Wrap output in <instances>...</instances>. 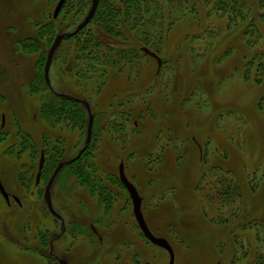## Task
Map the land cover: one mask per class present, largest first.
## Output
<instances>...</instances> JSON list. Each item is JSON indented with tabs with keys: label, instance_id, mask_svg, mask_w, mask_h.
<instances>
[{
	"label": "rangeland",
	"instance_id": "obj_1",
	"mask_svg": "<svg viewBox=\"0 0 264 264\" xmlns=\"http://www.w3.org/2000/svg\"><path fill=\"white\" fill-rule=\"evenodd\" d=\"M56 1L0 0V178L10 196L0 191V264H169L168 251L136 221L118 174L122 160L150 229L173 246L174 264H264V0H232L228 8L158 0L143 28L117 35L95 17L99 49L124 56V69L101 82L88 73L77 81L75 39L66 35L48 83L46 50L76 23L52 18ZM49 88L90 104L93 151L108 186L65 168L51 188L61 218L45 201L46 179L34 185L40 152L64 139L58 159L70 158L87 134L85 122L46 120Z\"/></svg>",
	"mask_w": 264,
	"mask_h": 264
},
{
	"label": "trees",
	"instance_id": "obj_2",
	"mask_svg": "<svg viewBox=\"0 0 264 264\" xmlns=\"http://www.w3.org/2000/svg\"><path fill=\"white\" fill-rule=\"evenodd\" d=\"M58 1L59 0L55 2V6ZM92 1L93 0H66L57 17L54 16V12H53L51 16L54 20L62 16V24L60 26L65 25L64 27H68L71 24H67V23L65 24V22L70 20L71 23H74L76 21L73 29L62 31L59 34L68 35V33L74 31L77 25L84 19L85 15L89 10L87 8L89 4L91 6ZM218 1L220 2V4H222L224 8H228L231 5L232 6L234 5L231 4L234 3L232 0H218ZM156 3H158V0H152V1L151 0H99L97 10L91 21L85 27H83L79 32H77L72 36H68L67 38V39H71V38L75 39L74 51L76 58L75 59L76 69L74 70V72L76 74L77 81H80L83 78V76L86 77L87 76L86 74L88 73L89 76L93 75V77H98L99 82H101L100 80L103 81L105 80L104 78L107 79L110 76L119 73V71H122L125 66L124 61L122 60L124 59V56L116 57L113 56L112 53L106 50L99 49V43H101V38H100V34L98 33L100 29L98 28L107 30L112 35H117L118 33L123 34L124 33L123 27H128L129 25L133 28L135 27L134 29L136 30L143 28L144 24H146L147 21L149 22L151 17L153 16L155 12ZM148 8L150 9V13L146 15L145 11ZM69 13L72 14L69 15ZM79 14L81 17L79 16L80 18L78 17L77 19H74V17H77ZM95 17H99L100 19V20L98 19L100 21V24L96 25L98 28L95 27V25H93L94 28H92L91 26ZM159 18H161V16ZM84 32H87V34L83 36ZM82 37L84 38L80 39ZM52 43L53 41L50 42V45L48 46V50H46L47 54L49 51V47L51 46ZM109 44H111L110 47L116 46V49L117 48L119 49L117 45H114L115 42L113 43L112 41V43ZM143 47H148V46L143 45ZM141 48L142 47H140V49ZM113 65H116L117 67ZM114 67L116 70H113ZM96 74L98 75L94 76ZM44 78H45V73H44ZM45 85L48 86L47 83ZM44 88L45 87L43 83H41L40 85H38L37 91L43 90ZM50 91L52 93L50 94V96L48 93L47 99L45 100V103L42 104V108H41L42 111L46 114L45 115L46 120L53 124L66 123L67 125L70 124H73L75 126L79 125L78 127L80 128L83 127L82 126L83 122H85L84 133L86 135L88 129V122H89V113L83 103V100L75 96H66V95L58 94L52 89ZM96 116H95V121H96ZM94 137L95 136L93 132L92 139L90 140L89 144H86L84 138V142H82V145L80 146L76 154L70 158L58 159L61 156V152L63 151L64 139L60 143L49 144L51 145L50 148L44 147L40 152V157L42 152L45 153V162L41 173V182L43 181V179H46V182H48V180L52 176L49 175L48 178L45 177L44 173L46 167L48 170H50L53 166L51 173L53 174L58 164L63 162L64 165L59 171V173H61L65 168L71 166L81 180L85 182L89 181L93 183V187L99 184L97 183L98 180L101 181L104 187H108L105 184V180L103 179L101 174L102 171L100 165L97 162L98 155L97 153H95V151H93V148L96 147V144L94 146ZM81 149H83V152L80 155H78ZM49 151L51 152V154L49 153ZM50 155L53 157V160H50ZM38 165H37L36 175L38 172ZM59 173L57 174V176L59 175ZM34 185H37L36 179L34 180Z\"/></svg>",
	"mask_w": 264,
	"mask_h": 264
},
{
	"label": "water",
	"instance_id": "obj_3",
	"mask_svg": "<svg viewBox=\"0 0 264 264\" xmlns=\"http://www.w3.org/2000/svg\"><path fill=\"white\" fill-rule=\"evenodd\" d=\"M66 0H59L55 6L54 9V16L57 17L61 8L63 7L64 3ZM99 4V0H93L92 4L87 12V14L85 15L84 19L77 25L76 29L70 33H68V36H72L74 34H76L77 32H79L83 27H85L90 20L92 19V17L94 16L97 7ZM65 34H58L49 51L47 54V59H46V65H45V77H46V81L48 83H50V67L55 55V52L57 51L58 47L60 46L62 40L65 38ZM142 50L144 51V53H147L148 55L154 57L157 59L159 66L162 65V58L155 53L154 51H152L151 49H149L148 47H142ZM86 108L88 110H90V104L88 103V101H83ZM93 124H94V115L92 113L89 114V122H88V133H87V138H86V144H88L91 140V136H92V129H93ZM83 152V149H81V151L79 152L78 155H80ZM44 162H45V153L42 152L40 160H39V165H38V172L36 175V182L39 183L41 180V173H42V169L44 166ZM64 163L61 162L58 164V166L55 168L49 182L48 185L45 187V191H44V198L45 201L48 205V208L50 210V212L55 215V216H59V214L56 212V210L53 207V202H52V195H51V188H52V184L57 176V174L59 173V171L61 170V168L63 167ZM119 176L120 179L122 181V183L125 185V187L128 189L131 200H132V205H133V212L136 218V221L139 225V227L141 228L142 232L144 233L145 237L153 244L164 248L165 250L168 251L169 255H170V261L169 264H174L175 262V251L173 246L171 245V243L169 242V240L164 237V236H159V235H155L152 230L150 229L145 215L142 211V201L143 198L140 195L136 185L128 178V176L126 175L125 172V166H124V162L121 161L120 165H119ZM0 191L3 194V196L6 198V200L9 202L10 200V196L9 193L7 192L1 178H0ZM16 200L17 197H16ZM60 264H68L66 259H60L59 260ZM146 264H149V262H147Z\"/></svg>",
	"mask_w": 264,
	"mask_h": 264
},
{
	"label": "flooded vegetation",
	"instance_id": "obj_4",
	"mask_svg": "<svg viewBox=\"0 0 264 264\" xmlns=\"http://www.w3.org/2000/svg\"><path fill=\"white\" fill-rule=\"evenodd\" d=\"M141 50H142V48H141ZM144 52V51H143ZM83 101H86V100H83ZM84 103V102H83ZM85 105V104H84ZM86 107V106H85ZM88 110V109H87ZM87 133H88V129H87ZM86 138H87V136H86ZM86 138H85V142H86ZM81 151V150H80ZM79 151V152H80ZM79 154V153H78ZM123 161V160H122ZM124 166H125V162H124ZM120 173V172H119ZM118 173V174H119ZM119 178H120V176H119ZM50 180V179H49ZM49 180H48V182H49ZM121 180V179H120ZM41 181V180H40ZM48 182L45 184V186L44 187H46L47 185H48ZM40 183V182H39ZM39 183H37L36 182V184L38 185ZM52 186H53V184H52ZM126 188V187H125ZM127 189V188H126ZM128 190V189H127ZM129 192V191H128ZM16 198V197H15ZM143 202V201H142ZM143 211V210H142ZM134 213V212H133ZM135 216V215H134ZM62 217V215L61 214H59V216H58V218H61ZM62 223L64 224V226L66 225V222L62 219ZM89 228H90V230L92 231V234H94L95 236H97L98 237V239L99 240H101V241H104V239H105V233L104 232H102L101 231V229H99V227H98V225L97 224H95V223H90L89 224ZM143 236L145 237V235H144V233H143ZM139 242H140V244L143 246V247H145V245H146V243H145V240H144V238H139ZM49 251L52 253V252H54V250H53V248H52V244L50 245L49 244ZM68 262V261H67Z\"/></svg>",
	"mask_w": 264,
	"mask_h": 264
}]
</instances>
